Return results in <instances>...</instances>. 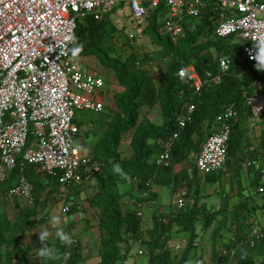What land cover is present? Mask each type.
<instances>
[{
	"label": "built area",
	"instance_id": "obj_1",
	"mask_svg": "<svg viewBox=\"0 0 264 264\" xmlns=\"http://www.w3.org/2000/svg\"><path fill=\"white\" fill-rule=\"evenodd\" d=\"M161 6L164 17L159 32L174 41L184 34L186 21L199 18L209 8L217 17L216 38L239 37L243 57L259 74L251 82L256 89L246 98L245 107L252 123L261 120L264 68L259 69L254 58V45L264 38V0H0V183L9 178L18 162L21 170L27 164L36 165L40 171L58 176V198L67 204V191L87 179L83 172H89L88 178L94 177L91 159L82 152L85 146L78 139L80 130L75 118L78 112L105 109L106 82L98 74L83 71L71 58L78 22L93 15L101 21L116 9L120 14L127 9L138 25L137 34H142L146 17ZM134 37L130 36L131 41ZM61 49L63 54H59ZM218 62V71L207 70L204 76L193 65L180 68L178 75L199 95L205 86L220 84L229 71L231 59L221 57ZM185 109L176 119L177 130L162 143L163 151L155 160L158 166L170 165L174 141L193 120L195 105L187 104ZM240 116L239 109L231 104L216 117L219 128L202 143L196 159L199 172L218 173L225 168L232 128ZM245 165L258 175L257 192L264 198V153L246 159ZM146 186L135 210L142 220L153 181ZM7 196L31 208L35 206L33 187L23 174ZM186 206V201L179 199L170 209V216H177ZM262 240L264 227L255 223L238 246L252 249ZM236 242L233 238V245ZM168 245L170 249L169 241ZM238 246L221 248L218 256L234 259Z\"/></svg>",
	"mask_w": 264,
	"mask_h": 264
},
{
	"label": "trees",
	"instance_id": "obj_2",
	"mask_svg": "<svg viewBox=\"0 0 264 264\" xmlns=\"http://www.w3.org/2000/svg\"><path fill=\"white\" fill-rule=\"evenodd\" d=\"M163 17L164 8L162 6L158 10L151 11L146 17L142 30V34L150 35L153 41L161 47L164 57L170 58L165 70H158L160 84L156 91L150 90L162 108L163 122L160 125L152 122H139L144 80L130 70L126 62L111 57L109 52L101 46L105 38L117 31L111 20L105 18L97 21L89 17L78 22L75 41L70 49V55H73L71 51L73 48H78V56H95L103 67L113 71L118 84L124 89L114 95L115 108L109 112L112 114L107 122L96 124L98 118L104 115L102 113H105L106 107L105 111L93 112L95 117L97 115L99 117L97 119L94 116L90 117V119L96 120H92L95 121L92 128L83 133L80 128L82 124L75 118L80 130L78 137L83 135L85 139L91 140L92 149L89 150L91 154L88 156L91 159V170L94 171L92 178L96 180L98 190L89 200V205L97 211L99 219L98 230L103 248L100 264H120L126 261L130 250L125 251L124 247H128L130 239L137 241L142 232L144 219L137 217L134 211L123 212L122 210L119 184L134 185L138 191L135 199L138 203L141 202L143 191L148 187L146 186L148 181L151 180L154 184L161 170L169 172L173 164L186 159L190 153L195 151L196 144L191 140L192 133L201 134L203 139L206 134L200 131L201 125L207 121L210 131L212 123L223 112L225 106L235 104L240 115L248 111L245 107L246 98L252 95L256 89L251 82L259 74L251 70L250 64L243 57L241 52L243 42L235 35L222 39L214 36L217 17L214 16L211 8L203 11L199 18L186 21L184 34L175 41L170 36L159 32V28L163 24ZM211 33L214 38L204 43L197 42L202 35ZM236 39L241 42L240 46L234 44ZM231 44H234L233 48H230ZM211 48L217 51L218 58L215 59L209 52ZM221 57L231 59L229 71L223 76L220 84L211 87L205 86L199 95L194 93L186 79L178 75L180 68L189 65H193L201 76H204L207 70L216 72L219 69L218 60ZM187 104L195 105L193 120L180 137L174 141L170 165L158 166L155 160L163 151L162 143L177 130L176 119L186 110ZM235 125H233L229 141V155L239 152L244 137L235 129ZM132 130L134 131L131 137L132 155L128 159H123L120 154L121 142L124 134ZM211 133L209 132L207 137ZM93 137L98 138L94 145L92 144ZM29 140H32V136ZM262 141L264 147V128ZM28 145H30V141ZM93 166L96 168L93 169ZM39 172L45 175L47 180H51L58 190L60 189L58 176L42 172L36 165L27 164L21 170L19 162L9 178L4 183H0V193L3 192L4 199L22 201L17 198H9L7 192L17 184L18 176L23 174L32 185L35 195V206L33 208L28 206L27 209L20 210L17 222H12L5 212L1 211L0 205V264H78L82 259L80 254H72L70 243H62L58 238L54 245L55 259L45 260L40 256L38 260H31L25 254L19 257L22 238L30 228V218L37 216V209L41 201L40 191L44 189L38 177ZM88 173V171L83 172L85 178L89 177ZM77 187L68 190L67 205L69 207L72 204V196L69 197V192L75 191ZM152 193L153 191L150 193V199ZM200 214L201 208L195 199L189 210L188 207H185L177 216L169 215L167 223L160 221V219H164L162 216H155L152 229L148 233L146 264H172V251L169 249V236L167 235L172 224H176L191 234L189 243L182 251L178 264H191V262L202 264L201 257H192L196 239L195 223L200 218ZM74 225L73 223L70 226L74 227ZM62 232L68 236L67 232ZM126 232H130L132 238H126L124 236ZM243 239L238 238L233 246H238L239 241ZM4 247L8 250L6 254L2 251ZM242 248H246V250L239 251ZM236 251L234 259L217 256L215 264H256L253 259L255 251L261 252L262 261L260 264H264V240L258 242L252 249L243 245L241 248L238 246Z\"/></svg>",
	"mask_w": 264,
	"mask_h": 264
},
{
	"label": "rangeland",
	"instance_id": "obj_3",
	"mask_svg": "<svg viewBox=\"0 0 264 264\" xmlns=\"http://www.w3.org/2000/svg\"><path fill=\"white\" fill-rule=\"evenodd\" d=\"M123 13L117 14V11L114 10L104 17V19L107 18L108 20H111L117 31L114 32L113 35L105 38L101 46L109 52L111 57L118 58L123 62H126L130 70L135 72L137 76L144 80L140 100L141 108L139 122H152L156 125H160L163 122L162 108L159 101L156 100L155 95L152 94L150 90L156 91L160 84L158 70H165L166 65L170 62V58L164 57L161 47L156 44L152 37L148 34H137L136 37H134L131 41L130 36L137 33L138 25L130 15ZM91 17L98 21L94 15ZM212 38H214L213 33L204 34L197 40V42L204 43ZM236 40L237 41L234 42V44L240 46L241 42L238 39ZM234 44H231L230 48H233ZM209 52L215 59L218 58L217 51L214 48H211ZM71 58L77 61L83 71L98 74L105 79V90L107 95H109L107 98L108 100L110 99L113 102L114 95L124 90L115 79L113 71L109 68L103 67L100 63H98L99 60L95 56H78L77 54L75 56L71 55ZM87 59L93 60L97 65L87 64V61H84ZM108 100L106 102V111L104 109L105 113H102L104 115L100 117L98 115L95 117L93 112L88 111L77 113L76 121L82 124L84 131L92 128L94 124L93 122H95L92 120H96L98 117L99 118L96 124H102V122L105 123L107 120H109V116L112 114L109 112L114 109L115 106L114 104H110L111 101L109 104H107ZM92 116H94L96 119H90ZM133 132V130L127 132L123 136L120 146V154L123 159H128L132 155L131 137ZM101 133L103 134V130ZM97 140V137H93L92 144L94 145ZM76 143H78L77 140ZM86 143L87 146L83 147L82 152L84 154H91L89 151L92 149L91 140L86 139ZM95 168L96 166H93V169ZM38 177L40 178L44 189L40 191L41 201L37 209V216L30 218V228L22 238V246L19 257H21L22 254H25L31 260L40 259L39 246H41V244L39 241L38 227L50 232V242L53 246L57 240L56 229L59 227L61 231L68 233L71 241L70 248L72 254H80L82 256V259L78 264H100V255L103 248L100 243L101 239L98 230L99 219L97 211L89 205V200L96 194L98 190L96 180L92 177L87 178L82 183V185L75 189V191L69 192V197L71 198L72 196V204L69 207L67 206L66 201L59 200V190L51 180H47L46 176L40 172L38 173ZM119 192L122 196L121 207L123 212H135V198L138 195L137 188L131 184H119ZM2 194L3 192L0 193L1 211L5 212L12 222H17L20 217V210H25L28 206L19 200L4 199ZM169 201L170 200L166 199L165 203ZM66 207H68V210H66ZM51 216H55L57 218V225H52L49 223ZM86 220H89L88 223H93V225H89ZM72 222L75 225H77V223L81 224L82 222L81 228L77 229L75 225L74 227H71L70 225L73 224ZM145 223L146 220L143 221L140 238L137 241L130 239L129 243L127 244L128 247L123 246L125 251L129 249L130 252L126 257V261L120 264H146V252L148 250L149 239L148 233L151 231L153 223L149 222L148 226H146ZM91 229H94L93 232L89 231ZM86 232H88V235ZM84 234L86 235L84 236ZM124 236L126 238H132L130 232L124 233ZM173 245H176V243H173ZM220 250L221 249H218L217 253H219ZM2 251L4 254H6L8 250L4 247L2 248ZM139 251H142L143 254L140 255ZM181 253L182 251H179L177 254L176 252L171 253L172 264L179 263ZM217 256L218 254L215 257L212 254V258L210 260L202 259L201 263L215 264V259ZM191 264L193 263L191 262Z\"/></svg>",
	"mask_w": 264,
	"mask_h": 264
},
{
	"label": "crops",
	"instance_id": "obj_4",
	"mask_svg": "<svg viewBox=\"0 0 264 264\" xmlns=\"http://www.w3.org/2000/svg\"><path fill=\"white\" fill-rule=\"evenodd\" d=\"M116 11L118 14L119 10L116 9ZM123 12L128 14L127 9H124ZM84 61L90 65H97L93 60ZM98 63L100 62L98 61ZM108 96L107 93L104 96L105 107ZM110 101L109 99L107 104ZM110 104H114V97ZM80 128L83 133L82 126ZM208 128L207 121H205L200 129L206 134L203 139L201 134L192 133L191 140L196 144L195 151L190 153L186 159L173 164L169 172L164 169L160 171L152 187V197L144 212L146 226L149 225V222L153 223L155 216H162L164 223H167L170 209L176 201L184 199L189 210L196 199L201 208V214L195 223L196 239L192 257L199 256L203 260H210L212 254L215 257L218 254V249L233 246V238H245L248 230L255 223L264 227V214L262 213L264 198L257 192L259 177L245 165L246 159L264 153L262 141L264 118L252 123L250 113L248 111L242 113L235 125V129L244 135L239 152L229 155L227 165L220 172L205 174L197 170L196 159L209 132L218 130L219 125L214 121L210 131ZM78 138L80 141L84 140L82 143L86 147L87 143L83 135ZM166 199L170 201L165 203ZM135 202L137 208L138 201L135 200ZM86 221L88 223L89 220ZM88 224L93 225V223ZM81 225L82 222L81 224L77 223L75 227L80 229ZM93 230L89 231L93 232ZM167 235L169 236L170 250L176 254L186 248L191 236L189 231L182 230L176 224H172ZM244 250L246 248L239 249V251ZM261 256V252H254L253 259L256 264L261 263Z\"/></svg>",
	"mask_w": 264,
	"mask_h": 264
},
{
	"label": "clouds",
	"instance_id": "obj_5",
	"mask_svg": "<svg viewBox=\"0 0 264 264\" xmlns=\"http://www.w3.org/2000/svg\"><path fill=\"white\" fill-rule=\"evenodd\" d=\"M137 33L135 34V36ZM58 45L54 46L57 47ZM256 49V55L255 60L258 61V67L259 69L264 68V38L259 39L257 42H255L254 45ZM52 49V50H53ZM73 56L77 55L78 48H73L72 50ZM59 54H63V49L59 52ZM49 223L52 225H57V218L55 216H51ZM39 232V241L41 246H39V255L45 259H55L56 257V249L55 247L50 243V232L48 230H44L38 227ZM56 237L62 242V243H71L70 238L64 234L59 227L56 229Z\"/></svg>",
	"mask_w": 264,
	"mask_h": 264
},
{
	"label": "water",
	"instance_id": "obj_6",
	"mask_svg": "<svg viewBox=\"0 0 264 264\" xmlns=\"http://www.w3.org/2000/svg\"><path fill=\"white\" fill-rule=\"evenodd\" d=\"M83 141H84V140L82 139V140H81V143H82ZM82 145H83V143H82Z\"/></svg>",
	"mask_w": 264,
	"mask_h": 264
}]
</instances>
